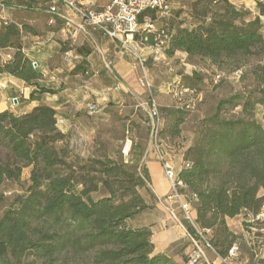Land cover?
<instances>
[{
    "label": "trees",
    "instance_id": "obj_1",
    "mask_svg": "<svg viewBox=\"0 0 264 264\" xmlns=\"http://www.w3.org/2000/svg\"><path fill=\"white\" fill-rule=\"evenodd\" d=\"M259 15L237 8L231 0H195L190 17L170 20L168 58L177 52L190 60L221 63L242 57L264 58V1ZM156 20L155 12H147ZM143 18H141V21ZM36 34L29 24L0 20V75L8 74L29 85L44 79L24 52L22 38ZM156 31L142 30L137 39L154 45ZM13 50L9 60L2 52ZM63 48V52H66ZM252 75L259 96L223 101L216 113L204 120L184 155L178 172L195 213L194 224L182 219L192 236L213 233L209 243L226 258L240 236L232 232L228 218L245 215L261 223L264 208V126L256 118L264 108V59ZM84 66L73 74H83ZM195 73L193 81L202 78ZM186 89L195 90L189 82ZM52 90L41 88L30 99L41 102ZM241 108L238 113L230 111ZM167 135H181L184 108L167 110ZM227 114H230L227 116ZM264 120V111H263ZM31 168L27 193L17 196L0 217V264H185L187 256L155 253L151 226L134 227L140 216L154 211L158 198L151 190L147 166L116 160L104 153L82 158L71 148V133L59 128L57 111L40 104L20 115L0 112V187L20 181ZM241 251V246H240ZM249 264H264L255 250Z\"/></svg>",
    "mask_w": 264,
    "mask_h": 264
},
{
    "label": "rangeland",
    "instance_id": "obj_2",
    "mask_svg": "<svg viewBox=\"0 0 264 264\" xmlns=\"http://www.w3.org/2000/svg\"><path fill=\"white\" fill-rule=\"evenodd\" d=\"M194 1L169 0L167 15L156 16L157 27L168 25L170 20H185L186 25L193 24L194 21L190 14ZM258 1L231 0L237 8L249 10L254 15H259ZM9 7L13 8L12 13H10L11 19L21 21L20 23L33 24L38 28L44 27L41 23H44L45 20L40 17L38 7L31 2L27 0H0V14L3 10L10 9ZM262 33L264 35V18H262ZM142 55L146 60L145 69L137 65L142 90L135 95H129L123 106L112 103L102 104L93 97L86 101L96 105V110L92 113L88 107H84L76 115L72 114L69 120L62 121L64 114L61 112H66V109L58 111L60 112L58 117L60 129L66 133H71V148L76 155L88 159L106 153L116 160L146 166L145 162L141 161L142 157L153 153L160 161L159 151H161L165 159L178 170V165H181L182 168L185 166L184 155L194 142L201 123L216 113L221 102L238 96H259L252 70L263 62V57L254 55L213 63L209 60H190L187 55L177 52L173 58H168L166 55L160 61H153L149 64V55L143 51ZM62 63L63 60L59 58L54 64L60 65L64 69L58 77L60 79L55 78L56 80H52L46 86H44L45 83H42V87L34 88L33 85L28 84L22 88L13 83L6 84L3 77H0V111L9 110L17 115L25 113L29 110L31 94L41 88L54 92L53 94H45V99H52V96L58 92V88L64 90L66 96L79 94V91L82 93L81 90H84L82 86L85 84L82 77L75 80L71 79L76 68L70 73L69 67ZM83 68H85V72L81 74L90 79L93 76L92 71L87 73V68L85 66ZM195 73L200 76L199 78H202V81L188 79L192 78ZM147 74L151 77H147ZM47 77V79H51L54 75L48 74ZM92 81H95V78ZM104 82L111 87L113 86L111 79ZM189 82L195 84V90L186 89V84ZM94 86L93 82L91 87ZM189 104L194 106L192 110L186 108ZM154 107L160 116L157 138L159 148H157L156 141L152 137ZM181 108L187 111L186 121L182 125V133L178 137L171 138L164 132L167 124L165 111ZM240 110L239 107L230 112L235 114ZM263 111L264 108L258 106L256 118L264 126ZM229 115L227 114V116ZM155 124L157 125L156 119ZM127 146H129V151L125 153ZM30 175L31 168H26L20 181H7L0 187V217L7 212L17 196L27 193L31 184ZM152 176L155 186L161 193H165L170 188L169 181L166 178L163 179L155 170ZM185 190L183 188L180 192L186 195ZM166 207L170 209L169 205ZM190 209L192 211L191 206ZM160 215V211L155 209L137 218L132 225L140 227L152 224ZM175 215L176 220L182 222L184 217L181 207L176 209ZM194 217L195 213L192 211V218ZM227 224L232 232L240 236L238 244L239 247L241 246V251L238 258L233 262L226 263L220 259L218 264H249L253 250L259 257H264V231L260 230L261 223L252 218H247L245 215H240L232 219L228 218ZM186 233L188 243L184 255L187 256V261L193 254L197 243L204 249L206 256L201 263L213 264V255L215 256L216 252L208 247L213 233L209 231L204 235L198 232L197 237L192 236L188 231ZM177 260L182 261L181 258ZM10 262L9 260L8 263L11 264Z\"/></svg>",
    "mask_w": 264,
    "mask_h": 264
},
{
    "label": "crops",
    "instance_id": "obj_3",
    "mask_svg": "<svg viewBox=\"0 0 264 264\" xmlns=\"http://www.w3.org/2000/svg\"><path fill=\"white\" fill-rule=\"evenodd\" d=\"M27 1L38 7L37 10L40 12V17H43V20H45L44 23H41L44 25L42 28L29 24L34 28L36 34L27 33L22 38L24 52L32 62H37V69L44 75V79L39 80L37 85H33V87H42V83H45L44 86H46L49 82H52V80L60 79L58 77H60L59 75L64 69L60 65H54L59 58L63 60V65L69 67L70 73L74 68L80 65L87 68V73L91 71L93 73L90 79L83 77L82 74L71 76V79L74 80L82 77V81L85 83L84 86H82L84 89L81 90L82 93L79 91V94L66 96L64 90L58 88V92L52 96V99H45V96L43 97L41 101L42 104L53 107L57 111L58 117L60 114L58 111L66 109V112H61V114H64L62 115V121L69 120L72 114L76 115L84 107H88L90 113L94 112L96 110V105L86 102L88 101L87 99L95 97L96 100L102 104L112 103L123 106L126 101L125 99L128 98L129 95L140 93L142 90L140 77L136 65V58L132 53L123 51L118 42L103 36L99 31L89 29L85 32L80 30V20L78 18L74 17L73 23L68 25L66 20L56 17L55 22L51 24V15L47 11L48 0ZM111 1L112 0H87L86 2L90 8L100 10ZM11 10H13V8L3 10L0 14V19L24 24L23 22L20 23L21 21L18 22L11 19ZM63 48H66L67 51L63 52ZM142 51L149 55L148 60L149 64H151L154 61L152 57L153 49L151 47H146L143 48ZM13 54L14 51L11 49L2 52L4 60L11 59ZM51 67H53V69H51ZM48 74L51 76L54 75V77L47 79ZM0 77H3L6 84L13 83L22 88L28 85L26 82L8 74L0 75ZM147 77H151V75L149 76L147 74ZM93 78H95V81H92ZM110 79L111 82L113 81L112 87L104 82L110 81ZM93 82L96 87H91ZM41 102L34 100L29 101V110L25 113L40 105ZM127 147L125 153L129 151V146ZM141 161L145 162L149 169L151 175L150 187L158 198L156 210H159L161 214L152 224L146 225L151 226L154 232L153 243L155 246V253H165L176 259H180L187 249V229L180 220L178 221L171 216V210L175 214L176 209H178L180 205L175 201L166 200L170 188L167 189L165 193H161L154 184L152 176L154 170L158 175H161L163 179L166 178L162 163L157 160L155 154H147L142 157ZM177 169L179 172L182 169L181 165H178ZM185 191L187 195V189ZM166 205H169L170 209L166 207ZM216 255H213V264H218V261H220L219 256Z\"/></svg>",
    "mask_w": 264,
    "mask_h": 264
},
{
    "label": "built area",
    "instance_id": "obj_4",
    "mask_svg": "<svg viewBox=\"0 0 264 264\" xmlns=\"http://www.w3.org/2000/svg\"><path fill=\"white\" fill-rule=\"evenodd\" d=\"M86 1L87 0H48L47 11L51 15L50 23L53 24L55 18L59 17L66 20L68 25H71L73 23V18H78L80 20V30L85 32L89 29L99 31L103 36L118 42L123 51H128L135 56L136 65H140L143 69H145L146 60L143 58L142 49L146 47L137 39V35L142 30L146 29L156 31L157 34L154 38V45L151 47L153 49V60L160 61L166 56V51L171 41V36L168 33V25L166 24L158 28L156 20H153L150 16H146L145 14L147 12H155L156 16L167 15L169 0H112L100 10L90 8ZM141 18H143V21H141ZM33 65L35 68L38 67L37 62L33 61ZM186 108L192 110L194 106L189 104ZM152 117L154 120L152 137L156 141L157 148H159L157 138L160 116L156 107L153 109ZM155 119L157 125L155 124ZM159 159L162 163L165 177L170 183V193L166 197V200L177 202L183 211L184 219L194 224L189 199L196 201L197 197L192 196L190 198L189 194H182L180 190L186 187L180 180L177 170L171 162L165 159L161 151H159ZM171 215L174 219H177L172 211ZM258 218L264 219V208ZM189 236L191 235L189 234ZM208 247L213 249L209 243ZM239 255L240 247L237 243L231 248L226 258H219L226 263H230L236 260ZM205 258L204 249L196 243V248L189 257L187 264H202L201 262L204 261Z\"/></svg>",
    "mask_w": 264,
    "mask_h": 264
},
{
    "label": "water",
    "instance_id": "obj_5",
    "mask_svg": "<svg viewBox=\"0 0 264 264\" xmlns=\"http://www.w3.org/2000/svg\"><path fill=\"white\" fill-rule=\"evenodd\" d=\"M15 102H16V100H15Z\"/></svg>",
    "mask_w": 264,
    "mask_h": 264
}]
</instances>
